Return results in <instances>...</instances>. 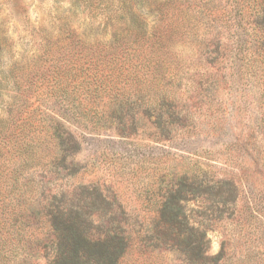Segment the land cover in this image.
<instances>
[{
    "label": "rangeland",
    "instance_id": "rangeland-1",
    "mask_svg": "<svg viewBox=\"0 0 264 264\" xmlns=\"http://www.w3.org/2000/svg\"><path fill=\"white\" fill-rule=\"evenodd\" d=\"M255 16L253 0H0V264H45L40 211L83 190L132 231L119 264H194L156 238L184 175L207 187L186 203L210 228L206 253L223 248L206 264H264ZM69 133L78 145L62 150ZM220 180L235 203L213 197Z\"/></svg>",
    "mask_w": 264,
    "mask_h": 264
},
{
    "label": "trees",
    "instance_id": "trees-1",
    "mask_svg": "<svg viewBox=\"0 0 264 264\" xmlns=\"http://www.w3.org/2000/svg\"><path fill=\"white\" fill-rule=\"evenodd\" d=\"M253 8L256 13L252 21L256 56L251 63L261 66L264 71V0H253ZM130 20L132 23L129 27H134L131 40L139 42L144 33L142 25L133 18ZM57 137L60 139L58 143L64 145L62 150H66L68 143L74 149L78 145L70 133ZM176 183L159 202L155 229L162 230V236L156 237L157 240L163 247L171 246L184 253L194 264L218 260L223 248L216 255L206 253L210 247L207 237L210 228L192 222L186 205L191 200H198L207 187L203 186L202 181L187 175L181 176ZM216 188L212 195L218 202L224 205L236 202V189L229 180H220ZM110 204L109 197L83 190L74 204L59 205L57 202L51 207L44 206L40 212L48 224L43 245L45 264H119L121 258L132 250L135 238L127 223L123 225L115 217H109L113 214ZM8 232L12 234L15 231L8 228Z\"/></svg>",
    "mask_w": 264,
    "mask_h": 264
}]
</instances>
